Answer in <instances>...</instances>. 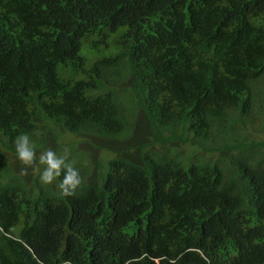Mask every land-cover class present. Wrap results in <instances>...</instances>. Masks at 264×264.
Returning a JSON list of instances; mask_svg holds the SVG:
<instances>
[{
	"label": "trees",
	"instance_id": "trees-1",
	"mask_svg": "<svg viewBox=\"0 0 264 264\" xmlns=\"http://www.w3.org/2000/svg\"><path fill=\"white\" fill-rule=\"evenodd\" d=\"M133 111L186 152L75 161L71 196L6 160L47 117L115 138ZM257 125L264 0H0V264H264Z\"/></svg>",
	"mask_w": 264,
	"mask_h": 264
},
{
	"label": "rangeland",
	"instance_id": "rangeland-1",
	"mask_svg": "<svg viewBox=\"0 0 264 264\" xmlns=\"http://www.w3.org/2000/svg\"><path fill=\"white\" fill-rule=\"evenodd\" d=\"M118 94L123 96V92L121 90L118 92ZM128 95H130V92L124 94V98L129 103V99H127ZM135 98L136 97L134 96V99ZM125 106L127 108L128 105L126 104ZM133 112L135 116V128L130 132L129 136L124 135L115 138L109 136H100L86 131H83L81 133H72L66 130L62 131V129H60V126L54 120L47 117L46 120L49 127L40 122L39 126L43 130L37 128L35 134L31 139L36 150L37 158L39 157L40 153L45 151L46 149L52 150L54 148L53 151H55L58 156L63 155L65 149H67L68 160H73L75 163V161L88 159L85 164H88V168L96 173L98 171L100 163L106 164V161L108 159L114 158L119 155L125 156L126 158L131 160L139 161L140 157L145 153H160L166 148L170 150L186 152L189 144L188 141L183 142L180 139H175L174 141L168 143V139L155 137L150 129L147 128L141 111ZM125 114L127 115V117L131 116L128 110L125 111ZM247 128L251 130L252 126H247ZM255 129L258 133L254 137H264V131H260L258 125ZM52 133L55 135L54 139ZM41 137L44 138L45 142H43V144L41 145H37L40 142ZM74 148H76L75 153ZM141 148H143L144 151H141ZM200 152L205 154H212V151L208 152L203 149H201ZM82 153L87 155V158H85ZM5 155L7 157L6 160L8 164L10 162L9 166L11 168V171L13 169L12 173L23 180L30 178L32 179L35 175H37L38 178L40 172H42V167L41 165H39L38 159L35 168L28 167L25 174L24 169L26 166L19 161L17 153H12L10 151L5 152ZM80 155H82L84 158L77 159V157ZM44 167L45 166L43 165V169ZM36 169H38V171ZM83 169L85 171V180L91 179L92 176H95L93 172H90V174L87 173V170L84 166Z\"/></svg>",
	"mask_w": 264,
	"mask_h": 264
},
{
	"label": "clouds",
	"instance_id": "clouds-1",
	"mask_svg": "<svg viewBox=\"0 0 264 264\" xmlns=\"http://www.w3.org/2000/svg\"><path fill=\"white\" fill-rule=\"evenodd\" d=\"M15 147L19 161L26 166L24 169L25 174L28 167L35 168L37 159L39 165L45 166L39 174L42 184H52L58 177L63 176L57 187L65 196L74 195L76 190L82 185L83 178L79 169L74 167V162L68 161L67 149H65L63 155L59 156L55 151L46 149L37 158L33 142L27 133H22L16 137ZM36 170L38 171V169Z\"/></svg>",
	"mask_w": 264,
	"mask_h": 264
}]
</instances>
